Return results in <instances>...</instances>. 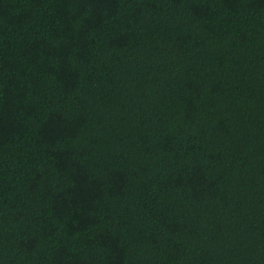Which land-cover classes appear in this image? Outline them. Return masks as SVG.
<instances>
[{
	"label": "trees",
	"instance_id": "trees-1",
	"mask_svg": "<svg viewBox=\"0 0 264 264\" xmlns=\"http://www.w3.org/2000/svg\"><path fill=\"white\" fill-rule=\"evenodd\" d=\"M0 264H264V0H0Z\"/></svg>",
	"mask_w": 264,
	"mask_h": 264
}]
</instances>
